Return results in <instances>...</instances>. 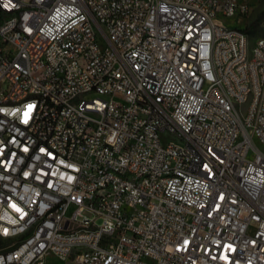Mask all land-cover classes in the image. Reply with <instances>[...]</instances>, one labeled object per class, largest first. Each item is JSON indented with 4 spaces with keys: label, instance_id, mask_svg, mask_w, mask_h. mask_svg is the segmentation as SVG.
Masks as SVG:
<instances>
[{
    "label": "built area",
    "instance_id": "2783aa9c",
    "mask_svg": "<svg viewBox=\"0 0 264 264\" xmlns=\"http://www.w3.org/2000/svg\"><path fill=\"white\" fill-rule=\"evenodd\" d=\"M250 4L0 0V264H264Z\"/></svg>",
    "mask_w": 264,
    "mask_h": 264
},
{
    "label": "rangeland",
    "instance_id": "374dc122",
    "mask_svg": "<svg viewBox=\"0 0 264 264\" xmlns=\"http://www.w3.org/2000/svg\"><path fill=\"white\" fill-rule=\"evenodd\" d=\"M225 22L232 27L250 30L251 44L253 45L258 37L264 35V0H251L247 12L226 18ZM69 258L72 259V256ZM53 261V256H50L49 264H52Z\"/></svg>",
    "mask_w": 264,
    "mask_h": 264
},
{
    "label": "trees",
    "instance_id": "16d2710c",
    "mask_svg": "<svg viewBox=\"0 0 264 264\" xmlns=\"http://www.w3.org/2000/svg\"><path fill=\"white\" fill-rule=\"evenodd\" d=\"M244 31L247 32V33H249V34L251 33L250 30H248V29H245Z\"/></svg>",
    "mask_w": 264,
    "mask_h": 264
}]
</instances>
